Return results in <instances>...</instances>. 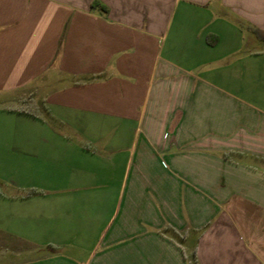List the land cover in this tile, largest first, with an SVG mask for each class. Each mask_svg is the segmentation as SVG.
<instances>
[{
	"label": "crops",
	"instance_id": "0c3cea01",
	"mask_svg": "<svg viewBox=\"0 0 264 264\" xmlns=\"http://www.w3.org/2000/svg\"><path fill=\"white\" fill-rule=\"evenodd\" d=\"M262 35L264 0H0L45 147L2 160L0 264H264Z\"/></svg>",
	"mask_w": 264,
	"mask_h": 264
},
{
	"label": "rangeland",
	"instance_id": "374dc122",
	"mask_svg": "<svg viewBox=\"0 0 264 264\" xmlns=\"http://www.w3.org/2000/svg\"><path fill=\"white\" fill-rule=\"evenodd\" d=\"M26 102L0 98V178L6 172L2 160H24L31 150L41 151L45 148L39 143L33 146L28 143L30 134L23 128L28 121L20 113H31L34 117L37 114L31 110L30 102Z\"/></svg>",
	"mask_w": 264,
	"mask_h": 264
},
{
	"label": "trees",
	"instance_id": "16d2710c",
	"mask_svg": "<svg viewBox=\"0 0 264 264\" xmlns=\"http://www.w3.org/2000/svg\"><path fill=\"white\" fill-rule=\"evenodd\" d=\"M93 7H96V4H94ZM98 7H100L101 10L104 11V12L107 11V10H106V7L103 6V5H100V6H98ZM262 37L264 38V35H262ZM190 264H198V260H197V257H196L195 252H193L192 255H191Z\"/></svg>",
	"mask_w": 264,
	"mask_h": 264
}]
</instances>
